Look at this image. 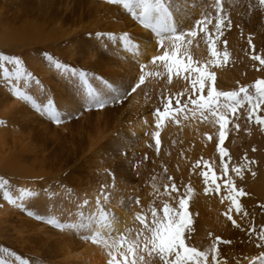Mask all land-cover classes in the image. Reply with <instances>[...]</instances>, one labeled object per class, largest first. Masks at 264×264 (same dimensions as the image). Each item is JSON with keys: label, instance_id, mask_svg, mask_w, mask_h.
<instances>
[{"label": "bare ground", "instance_id": "1", "mask_svg": "<svg viewBox=\"0 0 264 264\" xmlns=\"http://www.w3.org/2000/svg\"><path fill=\"white\" fill-rule=\"evenodd\" d=\"M65 2H67V0ZM255 2L258 3V0H222L224 11L232 23L231 31L227 30L225 32L226 36H223V39L225 38L224 42L227 41V43L231 42L232 45L235 44L233 48V52H234L233 57L235 58V62H233L232 65L225 64V66H223L221 64L225 62H223L224 61L223 56L221 55L216 61L217 64L215 63L213 65H209V69L216 73L218 88L223 86L227 88L226 90L223 91L237 89L235 87H237L239 84H236L235 79L229 78L227 75L229 72L233 73L236 67H238V69H242L243 71L247 70L248 68L251 69L253 73V77L256 72L258 62L253 60H248L247 56L249 55L248 53L250 52V49L249 47L248 48L246 47L247 45L246 41H243L242 43L238 41L240 33L242 34L244 33L243 29H246V31L248 32V29L252 28V25L254 26L256 20L261 19L260 11H258L257 13L256 10L254 11V9L252 10V7H249V5H254ZM176 3L180 6L181 9V11L177 13V19L182 20V23L180 24L181 30L192 28L194 21L196 19L202 18L205 14H209L210 18L212 19V23L207 26V30L208 33H213L212 29H214V25H215V18H214L215 10L213 9L212 5L215 3V0H176ZM77 4H80V27L73 29L71 32L74 31L82 32L80 33V47H82L83 50L82 52H80V57L83 56L85 58H88L87 65L97 66V64L102 62V63H108L109 66L111 65L116 66V68H113V70L117 73L116 75H119L120 79H122L123 82L122 84H124L127 81V79H131L134 75H137V79L134 81L133 85H135V83L138 81L139 76L141 74V72L139 71L140 65L144 64L146 66L145 83L142 84L139 88H137V90L134 93L132 92L133 95L131 96L129 102L130 112L126 116L125 120L128 121L131 119L130 124L129 125L127 124L126 126V123H123V121L120 120V118L123 117L122 115L119 117V119L117 118L118 120L117 122L119 121L121 122L120 124H122V129L124 131V134L122 136L128 137V133L130 135L131 133L134 134L135 138L132 137L130 139L129 144H133V143L139 144L138 146L141 151L140 155L144 154L142 157L143 158L142 164L140 165L142 166L141 169L139 170L135 168V170H132V167L128 168V166H125V163L117 164L116 162L117 165L112 164V162H114L113 159H111L113 161H109L108 164L107 163L97 164L96 168H92L91 166L87 167L85 170L87 171L86 178L84 180H81L82 177H80L81 178L80 192L78 191L80 200L78 201L75 200L76 202H78L77 204L80 205L79 212L82 211V213H80L79 223L83 222L82 217L87 218L93 215L99 216L101 209H103L108 213L110 218L115 217V223L113 225L114 231L112 233L113 238H117L120 235H124L127 238L135 239L137 231L142 228V225L136 219V215L138 213L140 214L143 212V214L149 220L151 219V215L149 214L150 212L148 211H151L152 208H156L157 211L160 213L159 215H162L161 209L163 207V204L167 202L172 207H176L178 204V197L176 196L175 193L172 194V197H175V199H171L172 197H170L166 193L165 194L162 193V195L159 196V194H155L153 192L151 193V196H148L147 193L137 194L135 192V190L137 189L136 187H126L127 189L123 187L127 186L129 183L133 182L134 180L140 179L138 182L142 181V183H148L149 181H151L154 176L152 173H150L151 170L149 171L145 168L147 163L150 162V160H153V165H151L152 169H154L156 164H158L159 162H162V164L167 163L166 165L170 167L173 161L168 160L167 156L169 155V151L172 150V146L175 144L177 139L188 141L189 148L192 150V155H193L191 161L193 160L194 162L192 163L196 164L194 165V168H196V166L199 165L203 170H205L204 162L207 161L208 167L214 170L220 169L221 166L218 160L220 155L216 148V144L218 142V135H219L218 125H215L214 123L202 122V119L199 117V114L193 116L190 111H187L186 115L176 114L175 117L165 118L164 121H162L160 127L157 129L155 126L154 113L157 108L162 109V105L165 101H163L161 97H165V98L171 97L173 99V103H175V99L177 97H179L181 100H187L191 92V86L189 82L181 78L178 79L177 78L178 76L172 77L171 82H169L168 72L166 67L164 66V63L162 61H158L156 62V64L152 63L151 58L153 56L162 55L163 49H160L158 47L154 34H150L149 30L144 29L142 25L139 24L138 21L132 19L131 16H129V13H127V11L123 8L122 5L119 6L110 5L107 2V0H80L79 2L76 3V5ZM72 8L73 7L71 5L68 6V4L65 3L64 6L65 11L69 9L76 12L77 9L74 10ZM26 9L27 7H25L24 9L25 12L27 11ZM73 11H69V12L74 13ZM28 12L29 11H27V13ZM35 16H38V18H43V17H47L48 14L42 13L38 9H36ZM55 16H57V14H55ZM69 18H71V16H69ZM83 18L87 20L81 23V20ZM55 20L66 21V18H64V16H62L61 19L55 17ZM50 21L52 22V19H50L49 22ZM255 26H257V24H255ZM30 27L31 26H29L28 23L20 25V29L16 31V34H14L13 36L10 35L11 37L8 35L6 41H3V45L12 42L14 43L33 42L34 45H39L47 41L57 40V38L72 36L71 32L64 34L61 31L60 33L57 34V31H54L53 35L56 36L55 38H52L53 37L52 33L43 37L44 33L41 32V30L35 29V31H32L33 29H30ZM102 30H105V32H113V34H115L117 37L127 32L133 44L136 45V48L134 50H127L122 46L121 42L118 39L116 41H111V40H107L108 38L106 36H105L106 38L99 40L95 38L94 39L85 38L84 32L91 33ZM217 34L219 33H214V36ZM191 40H192L191 44L185 42L184 47L181 49V52L186 57L190 56L194 62H199L202 65L207 64V62L211 58L209 57L207 51L208 42L205 39V34L198 33L195 37H192ZM224 42H217L220 43L217 46L218 48L217 50L220 53H223L227 49V45L223 44ZM71 50L72 48H69L70 52ZM99 50L103 51L104 54H107L108 56L107 61L101 56V54H98ZM243 52H245V54L247 53V56H245ZM228 56L230 58L232 57L231 54ZM83 57L81 60L85 59ZM92 59L93 61L91 62ZM33 68H35V66ZM152 73H158V74H152ZM57 74L59 75L60 73L57 71ZM57 74L52 73V76L53 77L55 76V78L58 79L59 77ZM49 76H50L49 73L43 70V72L41 73L43 85L40 88L42 89L48 88L46 86L47 82L49 83V85L50 82L53 83V81L50 80ZM46 77H48L50 81H46L47 80ZM181 77H183V75ZM249 83L250 82H247V79L241 81V85H248ZM179 90L181 91L179 92ZM250 91L254 93V89H252L251 87H250ZM39 92L40 91H38V93ZM80 95H81L80 99L83 103L82 105L84 108L87 109L89 106L87 104V98L82 92V88H80ZM0 102H2L1 105L4 107L0 115L1 117L3 116L5 121H7L8 125H12V122L15 121L17 124L20 123L23 126H24V122L25 124H28L30 122L34 123V121L31 120V117L28 116L30 110L25 106V103L22 100L15 97L14 101L13 100L11 101L8 98V96L5 95L2 101ZM70 103H68L69 106H71ZM246 105L247 102H245L243 107L240 109L241 118L239 120H236L234 123H238L240 125V123L243 120H245L244 113L246 112L245 110ZM69 108L72 109L71 107ZM125 110L128 109L125 108ZM147 110H152V112L150 114H146ZM18 112L23 113L27 116L26 117L18 116L19 114ZM142 114L144 115V118L141 120L139 118L142 117ZM99 116L101 117V115ZM132 116H134V118H132ZM35 118L37 120V123H40L38 125L40 126L43 125L44 131L49 129V127H47L48 125H44L43 121L40 122L41 118L43 119L44 117L41 116ZM97 119L96 120L98 122L100 120L98 118V115H97ZM62 120H63V116H62ZM96 120L95 123L97 124ZM99 123L98 125L94 124L96 128L97 126L99 128L100 125ZM13 130L14 129H12V133L16 136L17 131L16 129L14 131ZM106 130L100 131V129H97L93 135H89V139H88L89 144L87 148L90 150L88 151L91 152L92 155H94V159L92 160V162H94L95 164H96L95 158H100L99 154L105 147L112 146V144L117 146L119 143H122L120 139L112 138L111 135L109 134L110 131L112 132L114 129L109 131ZM235 130L236 129L232 124L228 125V135L223 144V147H227V152L230 155V157L236 156L235 148L237 147L238 136L235 137L236 134ZM1 131L2 133H0V136L6 130L2 128ZM156 131L159 132L160 134L159 138L161 141L159 148V155H158L159 159L155 155H152L153 150L156 149L155 143L154 141H152L153 138L152 133ZM18 136L22 138L20 135ZM208 136H212L213 139L209 140ZM14 137L10 140L11 142H13V144L19 142ZM7 140L8 139L0 138V152L2 153L1 156H3L0 158V169L7 171L8 175L13 178L18 177L22 179L24 178L39 179L40 178L39 177L40 174H38L39 169H34L37 167L38 161L35 157L30 156V153L34 151L33 150L34 148L27 145L29 143L20 142V144H18L20 145L19 151L17 152L16 155L14 153H9L7 156H4L3 155L4 151L10 147ZM102 146H104V148L101 150ZM32 153H34L36 157L38 156L37 152H32ZM145 155H147V159H145ZM31 158H33V160ZM156 159H158L157 162ZM29 161L32 162L31 165H27V162ZM195 161H199V164H197V162ZM253 170L255 171L254 175L252 176L246 175L244 177L248 180L247 182L249 183L247 188L245 187L246 188L245 191H247L250 195H252L254 197L253 199L260 198L262 201L264 200V163L261 162L255 163V167ZM110 172L114 173L115 174L114 176L118 177L117 180L119 185L122 184L119 187H115L116 189H114V185L111 181L114 176L110 175L109 174ZM165 173L166 172L163 171L162 174H159L162 177L161 180H165V178L167 177ZM185 176L186 174H183L181 178H177L176 176H174L171 179H169L168 182H164V183L166 184V186L170 188L171 184L174 182L180 188L181 194H187L189 211L191 213V216L196 211L199 213L198 217H196L197 219L193 217L195 218V220L193 221L194 222L196 221L195 222L196 224H200L199 227H204L206 230L208 229V231H210V236L212 235V238L209 237L208 241L204 240V242H196L193 245L197 247L199 250L209 253V264H210L211 262L210 249L214 241V238L217 236V234L223 232L224 237H226L227 234L230 235L233 234L231 233L230 230L227 229H226L227 231L225 232L222 231L223 227H225V225L228 222L224 213L229 208L230 202L227 199H224L227 193L224 192L223 187H221V192L219 196L215 198L213 195H211L213 192L210 195L205 193L204 191L205 181L201 175L197 178H192L190 176L185 177ZM157 179L159 180V177H157ZM222 179L224 178H221L217 181L221 185H223ZM39 181L40 180H38L36 184L34 181H32V179L31 181L29 180L30 183L22 182L20 180L19 181L15 180V182L12 183L13 196H19V190L21 188V185L24 187L31 186L30 187L31 191L32 190L35 191L37 185H41V186L43 184L48 185L47 182L45 181L42 183H40ZM234 183L236 185H239V183H236V181H234ZM208 186L210 188L211 184H209ZM102 189L103 192L107 194L108 199H105L104 195H102ZM189 189H191V191H189ZM64 191L58 190L54 193L55 201H51L48 198L38 199L37 197L34 196L27 197L23 201L24 204L27 203L25 206L26 208L24 207V209L26 211H31V212L33 211V213H36V211L38 210L40 214L46 216L47 213L45 208L46 206H51L52 204L56 207L58 205L61 206V203H65V202H60V200L63 199L64 201L65 198L72 196V195L69 196L66 195ZM130 191H132V194ZM112 192L114 193V196H109L111 195ZM133 194L137 195V198L139 199V204L136 203L137 199L135 200ZM98 196L101 199V206L99 208L96 205V199ZM68 199L71 200L72 197ZM85 200H87L89 203L84 204ZM2 204L3 205L0 209V224H2L3 226L1 225L0 226H1V230L2 227H4V231L1 232H3L4 235H6L7 234L6 232H8L9 227L14 228V226L18 225L19 227L20 225L24 229L23 228L18 229L16 227L17 230L16 232L19 234L20 240L26 243L28 242L27 241L28 239H24L22 235L24 234V230L30 228L28 230L29 232L31 231L29 233V238L30 239L31 237L35 238L37 240L36 242H39L38 244H40V247L43 246V248L47 249V251L46 252L44 251V253H46L48 257L54 258V261L52 259V262L49 261L48 264H107V261L109 259L107 255L108 249L104 248L103 245L92 244L89 240H85L82 238L83 236L91 235V231L89 229H80L76 231V233L78 234V235L76 234V236L74 234L71 235V231H66V230L63 231L64 229L61 230L56 228L55 229L56 231H50L48 229L49 227L48 223L40 224L35 221L33 222L31 221V223L28 221L30 223L29 224L27 223V221H24L27 219L21 216L20 209H17L16 207L9 205L7 202ZM247 204H249V201H247ZM64 206H67V204L65 203ZM71 208L72 207L70 206V209ZM74 208H72L71 210H74ZM65 209L68 208L66 207ZM54 213H55L54 215L59 216L58 215L59 211H55ZM256 213L257 212H255L254 214ZM55 219L63 224H67L68 222V219L65 217L64 218L56 217ZM12 220L13 222H16L15 225L10 223L12 222ZM69 222L71 221L69 220ZM259 222L260 221L256 223L257 224L256 227H258L257 234L254 235L253 239H251L250 241L254 243L252 248L255 249L250 250L249 247H246V249L248 250L245 252V254H243L240 258H237L233 263L224 262L221 258V255H219L220 264H244L247 263V261L244 259L245 257L251 259L252 257L260 254L258 250L259 248L256 249V245L259 242V232H260L259 227L261 226ZM248 225H250V223ZM245 230L248 229L247 228L244 229V232H246ZM208 231L207 233L209 234ZM238 235L239 234L237 233L236 236ZM1 236L3 237V235ZM244 236L247 237L248 234L246 233ZM16 237L17 236H15V238ZM11 238L13 240L14 236ZM232 240L234 239L232 238ZM15 242L17 243L18 240L17 241L15 240ZM17 245H19V243ZM35 246L36 244H31L30 247L29 246L28 247L30 249L33 248L35 249ZM121 251H123V249H121ZM41 252H43V250ZM146 254L147 253H144L145 264H160L159 260H157L156 257H147ZM37 255H39V251H37ZM57 256H59V258L61 259H59ZM48 260H51V258Z\"/></svg>", "mask_w": 264, "mask_h": 264}, {"label": "rangeland", "instance_id": "2", "mask_svg": "<svg viewBox=\"0 0 264 264\" xmlns=\"http://www.w3.org/2000/svg\"><path fill=\"white\" fill-rule=\"evenodd\" d=\"M65 1L66 0H0V53H3L5 55H11V56H19L24 63L25 69L32 73V78L27 83H25L24 80L21 79L19 82H16V87L20 88L21 91L25 92L27 95H30L32 97V100L35 101L37 104H40L41 106L46 104L49 99L53 100L58 111H60L63 116V120H62L63 122L57 125L53 123L52 121H50L48 117L44 115L43 112H40L34 109L32 107L31 101H23V102L25 103V106L30 110L28 116L31 117V120H33L34 123L30 122L28 124H25L24 122V126H23L20 123L17 124L15 121V122H12V125H8L7 121H5L3 116L1 117L0 115V133H2L1 131L2 128L6 130L0 136V138L8 139L7 141L10 146L8 149L5 148L6 150L3 153L4 156H7L9 153H14L16 155L17 152L19 151L20 145L18 144H20V142L29 143L27 145L34 148L33 149L34 151L32 152H37V155H38L37 157L32 152L30 153V156L35 157L38 161L37 167L34 169H39L38 174H40L39 176L40 178L39 179L31 178V179L36 184L38 180H40L39 181L40 183L45 181L47 182L48 185L46 184H43L42 186L37 185L38 187L36 186L35 191L32 190V192L35 193V195L33 196L37 197L38 199L48 198L51 201H55L54 193L58 190L59 191L65 190L64 193L66 195L68 196L72 195L68 197V198L72 197L71 200H69L68 198H65L64 201L63 199L60 200V202H65L67 206H64L65 203H61V206L58 205L57 207L54 206L53 204L51 206H46L45 207L46 212H47L46 216H43L42 214H40L38 210L36 211V213H33L32 211L33 215L30 216L28 213L31 211H26L24 208L20 209L21 211L20 214L23 218L25 217V219H27V220H24V221H27V223L29 222L31 223V221L32 222L35 221L37 223L44 224V223H47L48 219H55L56 217L58 218L65 217L68 219L67 224H78L80 222V213H82V211L79 212L80 205H78L77 204L78 202L76 201L80 200L79 195H78V191L80 192V179H81L80 177H82L81 180H84L86 178L87 171L85 170L87 167L91 166L92 168H96L97 164H100V163L108 164L109 161H113V160L114 162H112V164L117 165L120 163L121 164L125 163V166H128V168L132 167V170H135V168L140 170L142 167L140 165L142 164V161H143L142 157L144 154L140 155L141 151L138 146L139 144L137 143L129 144L130 139L132 137L135 138L134 134L131 133L130 135L127 132L128 137L122 136L124 134V131L122 129V124H120L121 123L120 121L117 122L118 121L117 118L119 119V117L122 115L123 117L120 118V120L123 121V123H126V126L127 124L128 125L130 124L131 119L126 121L125 118L130 112L129 102H130L131 96L133 95L130 89H131V86H133L134 81L137 79V75H134L131 79H127V81L124 84H122L123 83L122 79H120V76L116 75L117 73L113 70V68H116V66H112V65L109 66L108 63H102V62L97 64V66L87 65L88 58H85L83 56L80 57V52H82L83 50V48L80 47V33L82 32H75V31L71 32L73 29L80 27V4L76 5V3L79 2L80 0H67V2ZM65 3L68 4V6L71 5L73 7L72 9L74 10L77 9L76 12H74L73 10H69V9L65 11L64 10ZM257 5L258 3L255 2L254 5H252V10L253 9L254 11L256 10L257 13L258 11H260L261 19L256 18V19H259V20H256L255 22L257 26H255V24L253 23L254 26L252 25V28H249L248 32L246 31V29H243L244 33L243 34L240 33L238 41L241 43L243 41H246L247 45L246 44L245 45L248 48L247 41L249 39V36H251L255 47L257 46L256 52L258 54L263 55L264 54V8L259 7V5L257 7ZM25 7H27L26 10L29 11L28 13L27 11L25 12L24 10ZM36 9H38L42 13H47L48 16L43 17V18H38V16H35ZM69 11H73L74 13H70ZM55 14H57V16H55ZM60 15L64 16V18H66V21L55 20V17H57L58 19H61L62 16ZM69 16H71V18H69ZM129 16H131L130 13H129ZM258 17H259V14H258ZM50 19H52V22L51 21L49 22ZM86 20L87 19L83 18L81 20V23ZM25 23H28L29 26H31L30 29H33L32 31H35V29L41 30V32L44 33L43 37L52 33V36H53L52 38H55L56 36L53 35L54 31H57V34L60 33L61 31L64 34L71 32L72 36L57 38V40L47 41L39 45H34L33 42H30V43L12 42V43L3 45V41H6L7 36L8 35L13 36L14 34H16V31L20 29V25L25 24ZM227 30L228 29L225 27V29L222 30L223 35L219 33L217 34L218 37L217 35L214 36L215 38L214 47L216 49H218L217 46L218 44H220L217 42H224L225 38L223 39V36H226L225 32ZM228 31H231V30H228ZM97 32L107 33L105 32V30L95 31L91 33L84 32L85 38L97 39L95 36V33ZM106 37L104 36L101 39H104ZM223 44H225V42ZM234 45H232L231 42L227 43L226 51L228 52V55L231 54L232 57L230 58L228 56V60L226 62L223 61L225 63L221 65L223 66H225V64L232 65L233 62H235V58L233 57ZM69 48H72L71 50L72 53L69 51ZM207 51H208L209 57L211 59H214L210 56L209 50ZM45 52L53 55V57L59 60L61 63H65L69 65L70 68H75L77 72L85 71L86 73H88L87 79H88V83L91 86V88L95 89L98 93H100L106 99H110L112 96V93L110 89L106 87L105 82H107L108 84H111L113 88H116L121 93V98L119 102H113L110 100V102L103 109H97L95 107H90V106L87 109L84 108L82 105L83 103L80 99L81 97L80 88H82V92L87 98L85 86L79 81L77 77H71L70 75L65 76L61 72L56 70L54 67H52L47 62V60L44 58L43 54ZM243 53L245 54V52ZM98 54H101V56L107 61L108 59L107 54H104L103 51L101 50H99ZM248 54L249 55L247 56V53H246L245 56H247L248 60H251L249 58L250 52ZM82 57L85 59L81 60ZM217 60L218 58L216 59V61ZM92 61L93 59L91 60V62ZM5 66L8 67L9 70H11L12 68L11 65L6 64ZM34 66L35 68H33ZM257 68H260L261 70L257 71ZM257 68L254 74V77H253V73L251 69L248 68L247 70L243 71L242 69H238V67L235 68L233 73L229 72L227 75L229 78L235 79V83L239 84L238 86H240L241 81H244L245 79H247V82H250L248 85L251 86V84H254L256 79L264 78V67L258 64ZM43 70L49 73L50 75L49 78L51 81H53V83L50 82V85L47 82L46 86L48 88H45V89L40 88L43 85L42 84L43 80L41 77V73L43 72ZM57 71L60 73L59 75L57 74ZM52 73L54 74L56 73L59 78L56 79L55 76L53 77ZM172 75H173L172 77L174 76L177 77L175 72H173ZM49 78L46 77L47 79L46 81H50ZM177 78L184 79L181 76H178ZM37 80L40 82L39 84L36 82ZM238 86L235 88H238ZM218 89L223 91V90H226L227 88L223 86V87H219ZM38 91L40 92L38 93ZM180 91L181 90H179V92ZM5 95L8 96V98L11 101L12 100L14 101L15 96L11 94L10 88L4 79L3 73L0 72V101H2ZM1 103L2 102H0V114L3 111L2 109H4ZM68 103H70L71 106H69ZM69 107H71L72 109H70ZM247 107H248V104L246 105L245 110L247 109ZM125 108H127L128 110H125ZM151 112L152 110H147L146 114H150ZM260 114L264 115V112H261ZM97 115H98V118L100 119L98 122H97L98 120ZM99 115H101V117ZM244 115H245V120H243L240 123L239 131L235 130L236 131L235 137L238 136V143H237V147L235 148L236 156L235 157L232 156L229 161V177L233 181H236V183H239V185H236L237 187H242L245 190L247 186L249 185V183L247 182L248 180L244 177L246 175H251V176L254 175L253 173L255 171L253 169L255 167V163H259V162L264 163V130H261L260 126L257 125L256 123L248 122L246 119V115H247L246 112L244 113ZM18 116L26 117L27 115L23 113H19ZM41 116L44 118L43 119L41 118L40 122L43 121L44 125H48L47 127H49V129H47L46 131H44L43 125L42 126L38 125L40 123H37V120L35 118V117H41ZM132 118H134V116H132ZM143 118H144V115L142 114V117L139 119L142 120ZM94 119L95 120L97 119L96 120L97 124L95 123ZM98 123L100 124L99 128L98 126L96 128L95 125H98ZM12 129L14 130L16 129L17 131L16 136L12 133ZM95 129L96 130L100 129V131H104V130L109 131V130L114 129L115 131L114 130L112 132L110 131L109 134L111 135L112 138H117L122 141V143L118 144L119 146L117 144H116L117 146L112 144V146H107L105 148L104 146H102L101 150L103 148L104 149L99 154L100 158H95L96 164L92 162V160L94 159V155H92L91 152H89L90 150L87 148L89 144L88 142L89 135H93L96 132ZM18 135H20L23 139L20 138ZM13 137L19 142L13 144V142L10 141ZM152 141H154L153 138H152ZM10 143L13 145H11ZM126 143L129 145H127ZM109 148H111L112 150ZM225 148L227 150V147ZM253 149H255V151H253ZM1 154L2 153L0 152V158L3 157L1 156ZM152 155H155L158 158L159 152H157L156 149H154ZM245 155L247 156V160H245ZM167 157H168V160L173 161L170 167L166 165L167 163L162 164V162H159L158 164H156L155 168L152 169L151 165H153V160H150L151 163L150 162L147 163L145 168L149 171L151 170L150 173H152L154 176L151 181H149L148 183H142V181L138 182L140 179L134 180L133 182L129 183L127 186L123 188L127 189L126 187H136L137 189L135 190V192L137 194L147 193L148 196H151V193L153 192L155 194H159L160 196L162 195V193L164 194L166 193L165 192L166 184L164 182H168L169 178H172L174 176H176L177 178H181L183 174H186L185 177L190 176L192 178H197L200 176L201 171H203V169L199 165H197L196 168H194V165L196 164L192 163L194 162L193 160L191 161L193 155H192V150L189 148L188 141L177 139L175 144L172 146V150L169 151V155ZM31 159L33 160V158ZM136 159L138 162L136 161ZM158 159H156V162L158 161ZM220 159L221 158L219 157L218 158L219 163H220ZM225 159H227V157ZM248 160H254L255 163L250 164L247 167H245L243 169L242 176L238 177L236 176L235 173L231 172L232 166L245 165L247 164ZM195 162H198V161H195ZM31 163L32 162L29 161L27 162V165H31ZM2 170L3 169H0V179H5L8 181V189L11 193H13L12 183L15 182V180L16 181L20 180L22 182H27V183H30L29 180L31 181V179H28V178L22 179V178L17 177L18 178L17 179L16 177L14 178L10 177L7 171L3 170L4 171L3 172ZM220 170L221 168L218 170L215 169L214 171L216 172V174L221 176ZM163 171L166 172L165 175L167 176L165 180H161L162 177L159 175V174H162ZM157 177H159V180L157 179ZM117 179L118 177L114 176L111 180L114 185V189H116L115 187H119L122 185V184L119 185ZM76 181L79 184H77ZM250 181H253V180H250ZM222 182H223V179H222ZM30 187L31 186L24 187L21 185L20 189L24 188V189H28L29 191H31ZM209 189L210 191L208 195H210L213 192L211 191L212 185ZM130 192L132 194V191ZM112 193L109 196H114V193L113 194ZM211 195H213L215 198L219 196V194H216L214 192ZM133 196L136 200L137 195L133 194ZM253 198L254 197L250 194L246 197L240 198L242 210L239 214H237L235 210L233 209V212H232L233 219L240 225V228L234 227L232 222L229 220L227 224L225 225V227H223L222 231L225 232L227 230H230L231 233H233L235 236L233 234L232 235L227 234V236L224 237L223 232L217 234V236H220L222 240L231 241L232 238L234 239L231 241L229 245L228 244H218L217 245L219 255H221V258L224 262L233 263L237 258H240L243 254H245V252L248 250L246 249V247H249L250 250L255 249V248H252L254 243L250 241L251 239H253V236L257 234L258 227H256L257 226L256 223H258V221H260L259 223L261 225L259 227V231L261 230V228H264V209L260 207L261 205H264V200L261 201L260 198H255V199ZM171 199H173V197ZM247 201H249V204H247ZM2 203H6V202L3 199L2 192H0V209L3 205ZM26 204L24 205L26 206ZM29 205H30V202H29ZM70 206L72 208L75 207L74 210H71L72 208L70 209ZM66 207L68 209H65ZM55 211H59L58 215L60 217L54 215ZM148 212H150L149 214L151 215V211H148ZM255 212L257 213L254 214ZM245 213L247 214L245 215ZM140 214L144 215L143 212ZM158 214L160 213L158 212ZM193 214L191 218L193 217L196 218L199 215L197 211ZM38 216L43 217L44 219L42 220L37 219ZM195 218H193V220H195ZM69 220L71 222H69ZM150 220L151 219H149V221ZM195 222L193 224H195L197 228L195 225H192L193 235H191L190 240L188 241L191 246H193L194 243L196 242H204V240L208 241L209 237L212 238V235L210 236V231H208V229L206 230L204 227H199L200 224H196ZM10 223H12L13 225L16 224V222H13V220ZM249 223L250 225H248ZM0 225L3 226L2 224ZM1 226H0V262H2V264H19L17 260L18 258L24 259L25 261L28 262V264H48L49 261L52 262V259L54 261V258L48 257L47 254L44 253V251L45 252L47 251L46 248H43V246L40 247V244H38L39 242H36L37 240L35 238L31 236H30L31 239L29 238V233L31 231L29 232L28 230L30 228H27V230H24V234L22 235L24 239H28L27 240L28 242H26L27 243L26 244L20 240L19 238L20 236L16 232L17 231L16 227L19 229V228H23L22 226L19 225L18 227V225H16L14 226V228L9 227L8 232H6L7 233L6 235H4L3 232H1V231H4V227H2V230H1ZM246 228L248 230L250 228L254 229V232L251 236L247 232L248 230H245L246 232H244V229ZM48 229L50 231H56L55 230L56 227L52 225H49ZM65 230L71 231V235L74 234L76 236L77 234L76 231L80 229L65 228L63 231ZM199 230L200 231L202 230V231L200 232ZM207 231L209 232V234L207 233ZM235 233L236 234L238 233L239 235L236 236ZM246 233L248 234L247 237L244 236ZM1 235H3V237ZM13 236L16 241L18 240L17 243L15 242L14 239L12 240L11 237ZM15 236H17L16 237L17 239L15 238ZM18 243L19 245H17ZM31 244H36L35 249L29 248ZM257 248L258 247H256V249ZM42 250L43 252H41ZM258 250L260 253L264 251V248H259ZM37 251H39V255L41 254L42 255L41 256L37 255ZM146 255L147 257H149L148 254ZM59 256L57 257L59 258ZM42 258L44 259V261ZM50 258L51 260H48ZM244 264H247V263H244Z\"/></svg>", "mask_w": 264, "mask_h": 264}, {"label": "snow or ice", "instance_id": "3", "mask_svg": "<svg viewBox=\"0 0 264 264\" xmlns=\"http://www.w3.org/2000/svg\"><path fill=\"white\" fill-rule=\"evenodd\" d=\"M107 2L110 5H122L134 20L138 21L144 29L149 30L150 34H154L158 47L163 49V54L153 56L151 60L153 64H156L158 61L164 63L168 72L169 82H171L172 74L175 72L177 76L183 75V78L191 86V92L187 100H181L177 97L175 103H173L171 97H161L165 102L162 105V109L157 108L155 110L154 119L156 128L158 129L160 127L165 118L175 117L176 114L186 115L187 111H190L193 116L199 114L202 122L218 125L219 135L216 148L221 158V176H218L212 168L208 167L207 161L204 162L205 170L201 171L200 175L205 181L204 191L206 194L210 191L209 184L213 186L211 191L216 194H220L221 187H223L227 193L224 199L230 202V206L224 215L227 220L232 222L234 227L240 228V225L233 219L232 212L233 209L237 214L241 212L242 205L240 198L246 197L249 194L242 187H237L229 177V161L231 157L222 145L228 135L229 124H232L239 131L240 125L234 122L241 118L240 109L245 102L248 104L246 109L247 121L256 123L260 126L261 130H264V115L260 114L264 112V78L256 79L251 86L240 85L235 90L222 91L218 89L216 73L209 69V65L215 64L216 59L221 55L226 62L228 60V52L224 51L220 53L214 47V33L223 35L222 30L225 27L228 30L232 28L231 20L224 11L222 0H215V3L212 5L215 10L213 33H208L207 30V26L212 23L209 14H205L202 18L196 19L192 28L181 30L180 24L182 20L177 19V13L181 9L176 3V0H107ZM258 5L264 8V0H258ZM249 7H252V5H249ZM198 33L205 34L210 56L214 58L210 59L204 65L199 62H194L190 56L186 57L181 52L185 42L191 44V38L195 37ZM95 36L98 40L104 36H107L108 40L111 41L118 39L127 50H134L136 48V45L133 44L127 32L121 34L119 37L112 32H97ZM247 43L250 49L249 58L264 67V55L256 52L251 36H249ZM225 45H227V41H225ZM43 55L47 62L63 75H70L71 77H77L79 79L85 86L88 106L103 109L110 100L119 102L121 93L116 88H113L111 84L105 82L106 87L112 93L111 98L106 99L95 89L91 88L87 79L88 73L85 71L77 72L75 68H70L69 65L61 63L47 52ZM6 64L12 66L11 70L5 66ZM145 67L144 64L140 65L141 74L135 85L131 86V92L134 93L137 88L145 83ZM259 70L261 69L257 68V71ZM0 72L3 73L12 95L22 101H31L32 107L37 111L43 112L53 123L59 125L63 122L62 113L58 111L53 100L49 99L46 104L41 106L33 101L30 95H27L20 88L16 87V82H19L21 79L27 83L32 78V73L25 69L24 63L19 56L0 53ZM36 82L38 84L40 83L38 80ZM250 87L254 89V93L250 91ZM152 136L157 152H159L161 143L159 138L160 134L156 131L152 133ZM208 139L212 140L213 137L208 136ZM226 157L227 159H225ZM145 159H147V155H145ZM245 160H247L246 155ZM254 163V160H248L245 165L232 166L231 172L235 173L238 177L242 176L243 169ZM197 164H199V161ZM109 174L112 176L115 175L111 172ZM221 178H224L223 185L217 182ZM0 192H2L4 201L17 209H23L25 207L23 203L25 198L35 195L32 191L22 188L19 190V196H13L8 189V181L5 179H0ZM165 192L170 197H172L173 193L176 194L178 197L177 206L172 207L169 203L165 202L161 209L162 215L158 214L156 208H152L150 221L145 215L138 213L136 219L140 222L142 228L137 231L135 239L127 238L124 235L113 238L112 233L114 231L113 225L115 223V217L110 218L108 213L103 209H101L99 216L82 217L83 222L78 224H63L56 219H48L47 223L61 230L65 228L89 229L91 235H86L82 238L89 240L92 244L103 245L104 248L108 249L107 255L109 259L107 264H145L144 253H147L149 257L158 258L160 264H209V253L201 251L195 246H191L188 242L193 233L192 224L194 221L189 211L187 194H181L180 188L174 182L170 188L165 186ZM102 195H104L105 199H108L103 189ZM88 203L87 200L84 201V204ZM136 203L139 204L138 198ZM96 205L98 208L101 206L99 196L96 199ZM260 207L264 209V205ZM28 214L30 216L33 215L32 212ZM37 219L42 220L44 218L38 216ZM248 232L251 236L254 229L250 228ZM230 243L231 241L222 240L220 236L214 238L210 249V264H220L217 245ZM256 247L264 248V228H261L259 232V243H257ZM244 259L247 261V264H264V251L251 259L247 257ZM17 260L19 264H28L22 258H18Z\"/></svg>", "mask_w": 264, "mask_h": 264}]
</instances>
